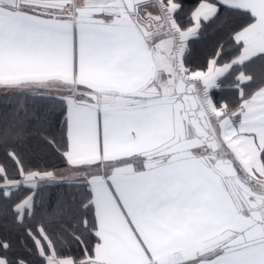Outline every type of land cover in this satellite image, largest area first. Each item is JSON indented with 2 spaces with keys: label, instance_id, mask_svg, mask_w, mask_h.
Wrapping results in <instances>:
<instances>
[{
  "label": "snow or ice",
  "instance_id": "6c2138e0",
  "mask_svg": "<svg viewBox=\"0 0 264 264\" xmlns=\"http://www.w3.org/2000/svg\"><path fill=\"white\" fill-rule=\"evenodd\" d=\"M0 264H264V0H0Z\"/></svg>",
  "mask_w": 264,
  "mask_h": 264
}]
</instances>
